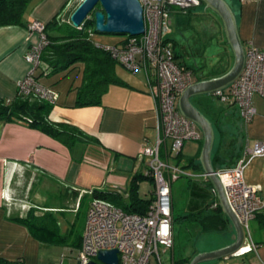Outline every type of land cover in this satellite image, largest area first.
Listing matches in <instances>:
<instances>
[{
	"label": "crops",
	"instance_id": "obj_1",
	"mask_svg": "<svg viewBox=\"0 0 264 264\" xmlns=\"http://www.w3.org/2000/svg\"><path fill=\"white\" fill-rule=\"evenodd\" d=\"M226 1L236 16L238 34L244 48L252 44L264 49V0ZM77 2L78 0H41L37 3V0H34L32 3L34 8L30 15L24 17L23 26L0 28V99L5 100L6 104L17 97L18 82L27 75L29 70V65L24 59L25 55L37 42V37L28 33V26L35 21L46 25L55 16L70 21V16L78 7ZM209 21L217 25L219 34L223 30V38L227 43L219 17L212 12L210 20H205V23ZM195 32L202 33L204 39L215 38L209 36L207 26L201 32L196 28ZM170 40L177 60L186 56V50L182 49L175 39L173 29ZM119 43L105 45L115 46ZM218 43L221 48L219 61L208 73L199 72L196 75L193 67L186 63H178L195 72L196 80L193 84L221 77L233 66L234 57L228 43L227 47L222 44L223 42L218 41ZM198 54L197 51L195 54L193 52V55L198 56ZM40 70L41 73L37 79L49 88L56 98L49 120L52 123L75 126L85 137L93 139V142H78L72 147H67L64 143L29 127L26 123L0 121V263L15 264V262L23 261L25 264H39V247L43 243L34 238L27 227L11 218L25 217L32 210L35 216L46 215L49 219L61 217L59 219L64 225L59 224L61 228H65L67 235L73 233V229L79 222L83 223L82 229L84 228L85 231L91 203L96 199L93 197V192L116 191L128 197L132 180L142 175L147 178L144 175L146 161L140 158L143 147L146 144L155 145L159 138V114L157 105L148 92L150 77L146 72L133 74L118 64L116 74L128 84V87L112 85L103 96L101 105L80 108L76 103L78 89L83 84L84 65L82 63H77L68 70L53 75L50 74L51 70H48L45 63ZM215 99L217 98L214 95H204L196 96L191 101L211 123L219 118V128L215 130L213 126L215 144L212 162L214 154L219 153L229 164L234 163L230 167L233 168L244 155L246 148L253 147L258 142H264V95L253 97L256 115L247 124L235 104L225 105L220 101L224 105H216ZM225 116L228 120L226 125ZM197 142L200 146L196 156L190 158L183 155L185 143L180 156L170 161L172 165L178 166L185 172L186 175L183 176L191 178L192 189H196L197 182L204 187L203 181L208 180L200 160L203 134L202 139ZM166 148L171 149V142L168 141L162 148L163 159L166 156ZM255 159L264 160V157ZM192 160L194 164L189 166ZM223 169L226 168L218 167V171ZM190 170L193 173H188ZM262 176L264 179V169ZM144 181L153 184L152 190L145 198L155 199L154 182L148 179L139 182V195L144 198L141 195ZM248 184L251 185V183ZM212 200L204 207L199 205V210L188 209V213L183 216L201 211ZM198 202L194 203L198 205ZM172 204L173 215L181 217V215L177 216L173 184ZM253 222L258 223L256 220ZM176 225L177 223H173L175 244L171 251V259L174 258V260L177 259ZM192 225L194 227L191 226V229H197L202 233L198 224ZM258 231L261 232L258 240L251 235L250 229V233L245 235V246L254 245L251 252L242 255L237 253L217 260L221 261L219 264H264V229L259 228ZM222 232L225 243L210 252L225 248L236 241V233L231 222L227 230ZM207 233H213L209 235L210 237L220 238L216 235L218 232ZM82 237L83 234L81 243ZM255 244L260 245L255 247ZM199 253H195L193 258Z\"/></svg>",
	"mask_w": 264,
	"mask_h": 264
},
{
	"label": "built area",
	"instance_id": "obj_2",
	"mask_svg": "<svg viewBox=\"0 0 264 264\" xmlns=\"http://www.w3.org/2000/svg\"><path fill=\"white\" fill-rule=\"evenodd\" d=\"M143 8L145 32L141 36L126 37L121 46L108 47L113 57L129 72L144 71L149 75L148 92L153 97L159 114V138L155 145L146 144L140 158L146 161L145 176L155 185V199L145 215L127 214L112 203L94 199L91 203L77 264H104L101 252L117 251L119 264H164L163 255L174 248L172 184L186 175L171 160L177 159L186 142L200 141L198 126L184 117L179 109L182 94L193 85L194 71L177 63L170 40L173 10L184 14L201 7L200 0H139ZM45 24L35 21L28 26L40 36V44L25 55L32 70L18 85V94L55 103L53 92L42 85L35 70L43 65L42 53L47 45ZM255 95H264V49L250 44L245 48V65L240 77L226 90L214 96L225 104H235L245 123L256 115ZM10 101L7 102L9 104ZM166 148L162 158V148ZM264 157V142L248 147L235 167L217 171L232 212L243 230L250 233V222L264 210V186L249 185L244 173L250 162ZM214 193L215 190H213ZM254 245L245 246L239 254H246ZM169 264L179 263L174 258Z\"/></svg>",
	"mask_w": 264,
	"mask_h": 264
},
{
	"label": "trees",
	"instance_id": "obj_3",
	"mask_svg": "<svg viewBox=\"0 0 264 264\" xmlns=\"http://www.w3.org/2000/svg\"><path fill=\"white\" fill-rule=\"evenodd\" d=\"M34 0H0V28L11 26H23L25 14ZM201 7H204L202 4ZM101 10L98 6L78 28L74 27L69 20L59 19L55 16L45 26V35L47 45L42 53V61L47 65L50 74H58L68 70L77 63L84 65L83 84L78 89L77 107L99 106L110 86L128 87V84L119 78L116 74V67L119 64L113 57L112 52L104 44H98L92 39L95 34V12ZM126 43L122 40L115 46H121ZM177 58V55H176ZM52 104L38 100L33 96L17 95L14 100L6 104L5 100L0 99V121L22 122L29 127L36 129L51 138H54L67 147H72L78 142L92 143L93 139L87 138L75 126L63 123H52L49 120V114L52 111ZM219 118L213 121L215 130L219 128ZM222 130V129H221ZM222 138V133H220ZM194 164V160L190 165ZM219 153L213 156V166L218 171L219 166L226 169L232 167ZM143 179L151 178L136 176L130 183L128 197L116 191L93 192V197L102 199L122 209L127 214L137 213L145 215L154 198H142L139 195V182ZM203 185L211 191L213 195L212 202L199 212L191 213L181 217L173 215V223L178 221H187L192 224H198L203 233L222 232L227 230L230 225L216 193L213 192V186L209 180L205 179ZM11 220L27 227L29 233L43 244H66L67 238L61 236L57 224H54V218L48 216H35L32 210L25 217L11 218ZM258 221L259 228L264 229V210L259 212L255 218ZM48 221H50L48 223ZM52 224H54L52 226ZM260 244H255L259 246ZM76 247L81 248V237L77 241ZM189 260H176L179 263L190 264ZM6 264L5 262H1ZM0 263V264H1ZM15 264H25L23 261Z\"/></svg>",
	"mask_w": 264,
	"mask_h": 264
},
{
	"label": "rangeland",
	"instance_id": "obj_4",
	"mask_svg": "<svg viewBox=\"0 0 264 264\" xmlns=\"http://www.w3.org/2000/svg\"><path fill=\"white\" fill-rule=\"evenodd\" d=\"M41 0H37V3ZM83 0H78V6ZM32 8L34 5L31 4L28 8L25 17L31 14ZM171 27L174 31V37L181 45L182 49L186 50V56L184 55L182 58L177 60V63H186L193 67L196 71V75L199 72L208 73L213 66L217 64L219 61V56L221 52L220 45L218 41L223 42L225 47H227V43H225V39L223 38V30L221 34H219L217 25H214L212 22L205 23V20L208 21L211 18V11L208 12L204 7H197L190 10L189 15L182 13L178 9L173 10ZM211 12V13H210ZM210 13V15H208ZM208 19H207V18ZM42 23V22H41ZM44 24V23H42ZM206 24V25H205ZM207 26L209 36L215 37L210 40V37L204 39L202 33L195 32V29L200 32L203 31V28ZM221 28V26H220ZM28 33L33 34V36L37 37V42L34 47L39 46L40 44V36L37 32H31L28 30ZM198 33V34H197ZM126 38V37H125ZM123 36H114V35H100L93 34V40L102 44L114 45L113 43H119L121 40L125 39ZM199 41V42H198ZM180 49V48H179ZM198 52L197 55H193V52ZM25 59V58H24ZM26 62V59H25ZM28 64V63H27ZM29 65V74L33 69L30 64ZM41 68V67H40ZM40 68L35 70V76L38 77L41 73ZM200 69V70H199ZM195 73V72H194ZM26 76H24L18 83L22 82ZM194 80H196V76H194ZM18 84V85H19ZM216 105H222L223 103L220 100L215 99ZM224 105V104H223ZM226 105V104H225ZM222 121V120H221ZM225 125L228 123L227 116L224 117ZM170 143V141H169ZM198 142H186V145L183 149V155L185 157H194L197 155L199 150ZM264 160H252L248 165L245 171V179L251 185L262 187L264 186L263 179V169H264ZM188 173H193L190 170ZM143 187L141 189V195L145 198L149 195L150 190L153 188V184L147 181L142 182ZM198 183L196 189H192L191 178L187 176H182L178 181L173 183V197L174 203L176 206L177 216H183V214L188 213V209L191 211L199 210L200 206L208 204L212 195L209 190ZM146 187V188H145ZM199 201L197 203H194ZM194 207V208H193ZM54 224H58L59 234L65 238H67L66 244H41L39 247L38 253V263L39 264H77V254L78 248L76 247L77 241L84 233V228L82 229V224L79 222L73 229V233L70 235L66 234V230L64 227H60V224L63 223L61 217H53ZM60 218V219H59ZM61 221V222H60ZM75 220H73L74 222ZM87 221V219H86ZM50 221H48L49 223ZM60 223V224H59ZM52 224V226L54 225ZM86 224V223H85ZM193 226L186 221H178L176 225V248L175 254L178 260H193V256L197 254V252L207 253L212 249L217 248L218 246L224 244V234L223 232H218L216 235L219 237H210V234L213 233H200L197 229H191ZM194 227V226H193ZM259 230L258 223L250 222V232L251 235L258 240V235L261 233ZM196 253V254H195ZM171 259V251H168L165 255H163V263L169 264ZM176 259V260H177ZM221 261H211L204 264H219Z\"/></svg>",
	"mask_w": 264,
	"mask_h": 264
},
{
	"label": "water",
	"instance_id": "obj_5",
	"mask_svg": "<svg viewBox=\"0 0 264 264\" xmlns=\"http://www.w3.org/2000/svg\"><path fill=\"white\" fill-rule=\"evenodd\" d=\"M200 1L204 4L206 11L210 10L221 20L227 43L233 53L234 62L225 75L195 83L185 90L179 100V109L181 114L195 123L203 134V149L200 160L204 174L212 184L219 203L235 230L236 241L225 248L198 254L190 264H204L228 258L240 253L245 246L243 227L228 205L222 183L213 166L212 154L215 144L213 125L191 101L196 96L215 95L228 89L243 72L245 48L238 34L236 16L229 3L226 0ZM98 6L101 7V10L95 12V34L123 37H137L144 34L143 8L139 0H83L70 16V22L74 27H80ZM99 261L104 264H119L118 252H101Z\"/></svg>",
	"mask_w": 264,
	"mask_h": 264
},
{
	"label": "clouds",
	"instance_id": "obj_6",
	"mask_svg": "<svg viewBox=\"0 0 264 264\" xmlns=\"http://www.w3.org/2000/svg\"><path fill=\"white\" fill-rule=\"evenodd\" d=\"M203 4V3H202Z\"/></svg>",
	"mask_w": 264,
	"mask_h": 264
}]
</instances>
